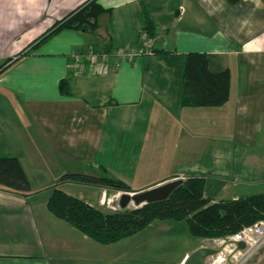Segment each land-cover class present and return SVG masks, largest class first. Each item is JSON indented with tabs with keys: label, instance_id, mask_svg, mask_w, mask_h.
Returning a JSON list of instances; mask_svg holds the SVG:
<instances>
[{
	"label": "crops",
	"instance_id": "1",
	"mask_svg": "<svg viewBox=\"0 0 264 264\" xmlns=\"http://www.w3.org/2000/svg\"><path fill=\"white\" fill-rule=\"evenodd\" d=\"M89 1L0 0V158H16L31 188L0 185V264H183L217 240L155 220L101 245L47 203L55 190L83 201L71 193L78 183L61 178L93 168L133 191L201 177L212 202L264 193V0H96L107 12L94 30L58 28ZM145 35L152 55L71 73V53L136 49ZM190 53L229 72L225 105H182ZM220 254L205 264L236 263ZM245 264H264V245Z\"/></svg>",
	"mask_w": 264,
	"mask_h": 264
},
{
	"label": "trees",
	"instance_id": "2",
	"mask_svg": "<svg viewBox=\"0 0 264 264\" xmlns=\"http://www.w3.org/2000/svg\"><path fill=\"white\" fill-rule=\"evenodd\" d=\"M106 12L96 0H90L58 28L68 26L81 31L94 30L97 19ZM105 52H110V49ZM183 79L184 107H221L229 100V72L227 70L212 72L209 69V57L205 54L190 53L186 56ZM59 91L62 95L70 94L67 81H61ZM62 181L106 190L130 191L124 183L108 176L69 174L63 176ZM0 185L21 194H28L31 191L16 158H0ZM206 187L205 179L187 177L163 202L108 213L55 190L47 207L55 217L69 223L101 245H109L129 237L155 220L184 221L191 237L210 240L226 239L257 222L264 221V194L212 202L205 195Z\"/></svg>",
	"mask_w": 264,
	"mask_h": 264
},
{
	"label": "built area",
	"instance_id": "3",
	"mask_svg": "<svg viewBox=\"0 0 264 264\" xmlns=\"http://www.w3.org/2000/svg\"><path fill=\"white\" fill-rule=\"evenodd\" d=\"M148 36H143L144 41L138 48L127 51L98 54L90 49H87L83 52H73L70 54L69 63L71 73L75 76H79L88 69L95 74L101 72L103 73L110 67V58L115 61L113 63L117 66L118 61L120 60L132 61L139 56L152 55L153 39ZM229 238L234 248V252L236 253L234 255L237 257L235 264H245L249 258L264 245V221L257 222L253 226L247 227ZM239 242L244 243L245 249L239 250L237 248V243Z\"/></svg>",
	"mask_w": 264,
	"mask_h": 264
},
{
	"label": "rangeland",
	"instance_id": "4",
	"mask_svg": "<svg viewBox=\"0 0 264 264\" xmlns=\"http://www.w3.org/2000/svg\"><path fill=\"white\" fill-rule=\"evenodd\" d=\"M90 50H92V51H94L95 53H98V54H102V53H106L105 51H95L94 49H91V48H89ZM110 60V62H111V64H113V62H114V60H112V58H110L109 59ZM112 60V61H111ZM262 139H264V138H258V140H262ZM225 140L227 141V142H229V144H232L231 143V140L232 139H230V138H228V137H226L225 138ZM261 144H263L262 142H261ZM24 147V146H23ZM262 147H264V144H263V146ZM229 160V159H228ZM225 161H226V159L224 160V158L222 159V164L224 165V164H226L225 163ZM225 166V165H224ZM83 170V169H82ZM85 171H90L89 169H86L85 168ZM237 171V170H236ZM253 172H257V171H260V170H258V169H253L252 170ZM92 172H96L95 173V175L97 176V177H101L99 174H100V172H99V170L96 168V170L93 168L92 169ZM175 180L177 179V178H174ZM186 179V178H185ZM184 179V180H185ZM172 181H174L173 179H171ZM171 180H169V182L171 181ZM167 183V182H166ZM165 184V183H164ZM163 185V184H162ZM81 186H83V185H80V184H76L75 186H73V187H75V189L76 190H78L79 192L78 193H80L79 195H77L76 193H74L73 192V190H74V188L72 189L71 188V190H72V194L73 195H75V197H82L81 195H83L84 197H85V199H83V201H86L87 203H89L90 205H92L94 208H96V209H98V210H100V211H102V212H106V213H108V212H116V211H123V210H128V209H134V208H137L133 203H130L128 206H127V208H125V209H121L120 207H119V198H120V195L121 194H123V193H129V194H135V193H140V192H144V191H147V190H149V189H152V188H154V187H157V186H154V187H152V186H149V187H145V188H142L141 190H134L133 191V189L131 190L130 189V187H128L127 185V187L130 189V191L129 192H121V191H115V190H107L106 191V189H104L105 190V193H107V195L105 194V198L103 197V199L101 198H98V196H99V194H100V192L98 191V189L97 188H95V187H85V188H88V190H86V189H82L83 187H81ZM85 186V185H84ZM158 186H160V185H158ZM216 187H218V185H215ZM70 190V189H69ZM86 190V191H85ZM82 193V194H81ZM262 194H264V193H262ZM111 200H112V202H111ZM229 238V237H228ZM228 238H226V239H228ZM226 239H217V241H215L214 243L213 242H210L209 243V245L211 246V247H215V249H217V250H219L218 252L220 253H222V254H220L221 256H223V257H227V258H229V257H232L234 254H236L235 252L233 253V252H229L228 251V249L226 248L227 246H228V243L227 242H225L224 244H219V242H221L222 240H226ZM216 240V239H215ZM227 241V240H226ZM186 261V260H185ZM185 262H183V264H184Z\"/></svg>",
	"mask_w": 264,
	"mask_h": 264
},
{
	"label": "water",
	"instance_id": "5",
	"mask_svg": "<svg viewBox=\"0 0 264 264\" xmlns=\"http://www.w3.org/2000/svg\"><path fill=\"white\" fill-rule=\"evenodd\" d=\"M180 185H182V180L176 179L144 192L135 194L123 193L119 198V207L125 209L130 203H133L136 207H141L146 204L163 202L167 200ZM237 248L239 250L245 249L244 243H237ZM217 254L218 250L216 249L202 247L190 254L186 258L184 264H205L209 258Z\"/></svg>",
	"mask_w": 264,
	"mask_h": 264
},
{
	"label": "bare ground",
	"instance_id": "6",
	"mask_svg": "<svg viewBox=\"0 0 264 264\" xmlns=\"http://www.w3.org/2000/svg\"><path fill=\"white\" fill-rule=\"evenodd\" d=\"M216 257V256H215ZM212 263V262H211Z\"/></svg>",
	"mask_w": 264,
	"mask_h": 264
}]
</instances>
